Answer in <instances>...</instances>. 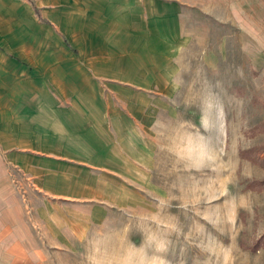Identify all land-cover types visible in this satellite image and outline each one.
I'll list each match as a JSON object with an SVG mask.
<instances>
[{
	"label": "rangeland",
	"instance_id": "obj_1",
	"mask_svg": "<svg viewBox=\"0 0 264 264\" xmlns=\"http://www.w3.org/2000/svg\"><path fill=\"white\" fill-rule=\"evenodd\" d=\"M262 2L255 7L262 16L242 36L231 22L210 26L208 48L217 52L208 66L192 41L178 50L145 44L140 56L127 35V55L113 62L114 76L97 78L96 97L148 104L152 144L129 168L137 193L124 207L48 197L69 206L60 205L59 215L100 219L76 255L63 251L54 264H264ZM0 187L11 220L36 219L35 205L47 195L26 171L9 164Z\"/></svg>",
	"mask_w": 264,
	"mask_h": 264
},
{
	"label": "crops",
	"instance_id": "obj_2",
	"mask_svg": "<svg viewBox=\"0 0 264 264\" xmlns=\"http://www.w3.org/2000/svg\"><path fill=\"white\" fill-rule=\"evenodd\" d=\"M261 3L0 0V186L10 164L47 195L35 205L36 219L11 220L0 187V264H54L63 251L76 255L100 221L93 213L59 215L60 205L69 206L48 197L105 207L135 198L129 168L142 164L139 153L152 144L142 109L148 104L116 106L96 97L97 78L114 76L113 62L127 55V35L138 41L140 56L145 44L178 50L192 41L208 66L217 52L208 48L210 26L231 22L242 36L262 16L255 10ZM68 97L71 103H62Z\"/></svg>",
	"mask_w": 264,
	"mask_h": 264
}]
</instances>
